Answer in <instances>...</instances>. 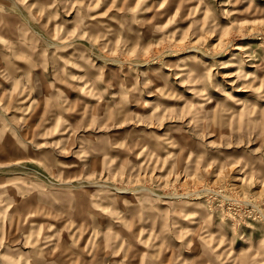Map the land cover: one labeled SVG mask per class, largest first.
<instances>
[{
    "label": "rangeland",
    "instance_id": "374dc122",
    "mask_svg": "<svg viewBox=\"0 0 264 264\" xmlns=\"http://www.w3.org/2000/svg\"><path fill=\"white\" fill-rule=\"evenodd\" d=\"M0 264H264V0H0Z\"/></svg>",
    "mask_w": 264,
    "mask_h": 264
}]
</instances>
